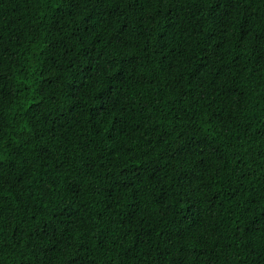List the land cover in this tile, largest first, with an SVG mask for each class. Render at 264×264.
Here are the masks:
<instances>
[{
	"label": "trees",
	"instance_id": "16d2710c",
	"mask_svg": "<svg viewBox=\"0 0 264 264\" xmlns=\"http://www.w3.org/2000/svg\"><path fill=\"white\" fill-rule=\"evenodd\" d=\"M0 264H264V0H0Z\"/></svg>",
	"mask_w": 264,
	"mask_h": 264
}]
</instances>
